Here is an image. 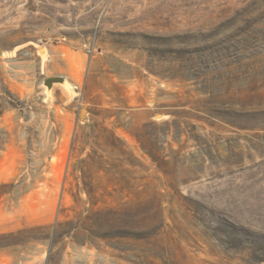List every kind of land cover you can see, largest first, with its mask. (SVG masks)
Returning <instances> with one entry per match:
<instances>
[{"label":"rangeland","instance_id":"obj_1","mask_svg":"<svg viewBox=\"0 0 264 264\" xmlns=\"http://www.w3.org/2000/svg\"><path fill=\"white\" fill-rule=\"evenodd\" d=\"M0 264H264V0H0Z\"/></svg>","mask_w":264,"mask_h":264},{"label":"water","instance_id":"obj_2","mask_svg":"<svg viewBox=\"0 0 264 264\" xmlns=\"http://www.w3.org/2000/svg\"><path fill=\"white\" fill-rule=\"evenodd\" d=\"M54 81L63 82L64 81V76L63 75H56V76H50V77L45 78V82L49 86H51ZM155 117L156 118H161L162 114H156Z\"/></svg>","mask_w":264,"mask_h":264},{"label":"built area","instance_id":"obj_3","mask_svg":"<svg viewBox=\"0 0 264 264\" xmlns=\"http://www.w3.org/2000/svg\"><path fill=\"white\" fill-rule=\"evenodd\" d=\"M41 41H43V40L41 39ZM52 41H53V38L51 36H48L45 38V43H50Z\"/></svg>","mask_w":264,"mask_h":264},{"label":"bare ground","instance_id":"obj_4","mask_svg":"<svg viewBox=\"0 0 264 264\" xmlns=\"http://www.w3.org/2000/svg\"><path fill=\"white\" fill-rule=\"evenodd\" d=\"M62 84H67V80L65 79L63 82H62ZM82 111H84V109H82ZM84 113H85V111H84Z\"/></svg>","mask_w":264,"mask_h":264}]
</instances>
